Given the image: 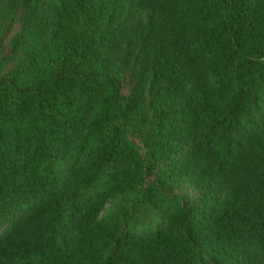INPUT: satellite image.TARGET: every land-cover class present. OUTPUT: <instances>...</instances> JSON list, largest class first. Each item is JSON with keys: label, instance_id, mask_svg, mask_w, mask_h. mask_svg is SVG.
Instances as JSON below:
<instances>
[{"label": "trees", "instance_id": "obj_1", "mask_svg": "<svg viewBox=\"0 0 264 264\" xmlns=\"http://www.w3.org/2000/svg\"><path fill=\"white\" fill-rule=\"evenodd\" d=\"M0 264H264V0H0Z\"/></svg>", "mask_w": 264, "mask_h": 264}]
</instances>
